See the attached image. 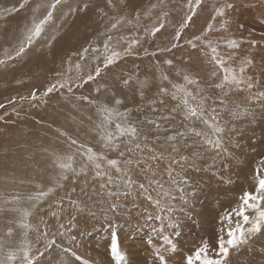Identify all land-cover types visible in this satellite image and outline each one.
<instances>
[{
  "label": "rangeland",
  "instance_id": "rangeland-1",
  "mask_svg": "<svg viewBox=\"0 0 264 264\" xmlns=\"http://www.w3.org/2000/svg\"><path fill=\"white\" fill-rule=\"evenodd\" d=\"M35 1L28 0L25 8L8 12L5 10L19 9L24 0H0V28ZM125 3L126 0H123V3L122 0H112L111 5L108 0H68L67 3L59 5L42 36L22 57L8 61L6 66L0 65L2 73H10L22 66L26 59H31L37 51L48 48L50 50L54 42L65 35L64 32L74 21L76 11L81 13L95 4L94 7L97 5L102 13L100 17H103V13H122L127 9ZM187 3L188 0H163L162 3L160 0H154L149 8H138L133 13L125 14L126 24H122L119 31L113 30V34L109 33L113 37L116 36L113 39L114 45L118 37L144 36L145 29L150 32L154 25H158L161 13H168L164 18L165 28L154 37L144 36L142 46L137 45L133 55L112 66L102 79L97 78L98 83L89 82L82 88L73 86L71 93L64 89L39 101L20 99L29 97L33 90H36L38 95L43 93L50 83L59 78L56 73L62 71L57 70L52 76L46 74L40 81L32 80V83L18 84L17 94L0 103L5 105L0 109V116L4 117L0 119V130L5 135L2 139L0 137V236L8 227L15 228L14 236L8 243L16 246L23 239L24 230L19 228L17 223L22 212L11 209L19 208L30 212L28 221L33 227L28 231V239L34 245L36 264H161L160 256L165 257L167 264H186V257L192 254L203 240L210 237L214 240L218 229L222 226L226 228V225L220 223V219L225 213L238 207L242 194L254 190L255 170L258 162L264 158V103L250 100L247 91L229 92L225 98L227 110L221 113L222 120L226 122L225 146L230 155H220L213 161V157L217 156L214 151L209 152L199 146L182 149V154L190 157L194 152L202 154L194 160L200 170L191 167L187 169L185 175L188 183L183 185L184 193H173L177 198L171 202L172 211L161 212L141 196L138 190L128 196L110 197L108 189L101 188L102 181L94 178L91 166L86 173L74 176L68 172L67 179H60V169L54 163L56 157L71 153L67 137L92 147L95 152H104L109 159L119 158L118 151H109L103 147L98 135L96 126L101 120L98 104L115 106L114 101L119 98L123 103L116 107L120 111L125 108L132 109L133 119L151 115L147 100L156 98L161 86L171 89L167 81L161 82V71L168 75L169 80L178 84L184 83L185 74L195 76L205 89L202 95L210 97L206 104H214V99L221 95V90L217 89L215 84L221 82L223 73L217 71L216 76L211 75L216 69L210 63V49L202 46L193 49L184 45L171 52L158 51L160 48L171 47L175 42V31L188 11ZM225 3H231L233 8L226 11L225 17H217L212 21L216 9ZM153 4L158 6L153 9ZM84 5H87V8ZM70 8H75L76 11H70ZM46 12L47 8L36 20L43 18ZM137 12L140 14L138 22ZM129 20L132 21L131 24L127 23ZM223 20L227 21L226 28H220ZM113 22V17L104 22V33H107ZM209 22L213 23L214 28L207 33L206 39L220 43L218 52L222 56L234 55L232 63L235 67H238L241 60H252V65L245 74L252 76L254 83L259 81L252 89L253 92L264 91V0H202L193 22L182 33L181 43L194 35H200ZM232 39L240 42L239 48L230 49L224 43ZM251 41H255V45H252ZM103 42L104 39L97 41L94 36L83 41L79 48L81 50L72 52L68 62L66 57L64 58V64L68 69L71 68V71L67 72V69L64 70L66 73H62L75 81V65L79 57L73 56V53H79L89 46L102 49ZM125 47L127 44L120 41L118 49L122 51ZM144 48L149 52H157V55L145 56ZM93 55L97 54L89 51L85 61H81V75L94 70L96 63H103L102 55L97 62L92 61ZM6 56L7 54L0 59H6ZM167 59L173 61L172 66L164 63ZM156 61L160 62L159 70ZM128 76L133 79L125 86L123 79ZM140 81L146 82L143 88ZM99 85L104 87L97 93L95 89ZM193 90L195 91L194 88ZM141 91L144 93L143 97L140 95ZM82 96H89L98 104H89L78 99ZM164 99L166 110H170L177 103L170 96ZM141 106L143 110L136 111ZM215 106L220 107L218 100H215ZM244 109L248 110L245 115L233 117L234 111ZM176 119L183 126L184 121L179 113L176 114ZM11 126L14 130H11ZM191 126L204 128L198 121ZM111 127L114 128V125ZM61 132L67 135L62 136ZM192 142V139L188 140L189 144ZM40 157H43L44 161ZM34 163H39V167ZM85 163L86 158L79 154L74 156L73 167L77 170ZM163 167L162 164L161 169ZM25 170L29 173H25ZM42 171L48 174L47 177L42 175ZM34 173L35 177L31 176ZM112 174L116 175L114 170ZM135 178L146 183L142 175L137 174ZM49 188L53 191L42 200L43 202L40 201L33 207L34 202L29 200V197ZM111 191H116V188L112 187ZM123 191L125 190L121 189V192ZM151 194L157 197L156 191ZM17 195L22 199L19 203H13L12 198ZM181 195L183 200L180 199ZM58 201H62L59 207ZM113 203L118 205L114 210L111 207ZM53 211L59 212V218L52 215ZM157 215L162 218L156 219ZM44 232H47L46 236L41 235ZM114 237L119 243V259L112 253ZM52 241L55 243L51 247L45 246ZM262 249L264 236L251 241L250 250L247 247L239 252L233 250L230 256L231 264H264Z\"/></svg>",
  "mask_w": 264,
  "mask_h": 264
},
{
  "label": "snow or ice",
  "instance_id": "snow-or-ice-1",
  "mask_svg": "<svg viewBox=\"0 0 264 264\" xmlns=\"http://www.w3.org/2000/svg\"><path fill=\"white\" fill-rule=\"evenodd\" d=\"M28 0H24L19 5V9H7L5 11H19L26 7ZM68 0H50L41 6L47 8L46 15L43 18L33 22L30 27H27L24 32V38L21 40L19 46L16 48L14 54H8L6 59H0V65H7L8 61L22 57L27 49H29L45 32L46 25L52 22L54 12L61 4L67 3ZM162 3L163 0H160ZM202 0H188L186 5L188 11L183 21L175 31L174 41L171 47L160 48L159 52H171L173 49L182 48L188 45L193 49L198 46L207 47L211 52L210 63L215 66L211 75L216 76L217 71L222 72L223 76L221 82L215 84L217 89L221 90V95L214 99V104H206L210 99L207 95H202L205 89L201 86L198 79L191 74L183 76L184 83L178 84L169 80L168 75L161 71V82L167 81L171 85V89L161 86L156 98L147 100V105L150 109L151 115H145L141 119H133L131 117L132 109L125 108L120 111L118 107L122 105L123 101L116 98L115 106H107L98 104L89 96L78 97L89 104H98V111L101 115L100 123L97 124V132L100 140L103 142V147L109 151H118L119 158L109 159L104 152H95L92 147L80 143L77 139L67 137L68 146L72 150L70 154L64 157H56L54 163L60 169V179H67L66 173L71 172L74 176L81 173H86L88 167L91 166L94 171V178L102 181L101 188L108 189L110 197H120L121 195L128 196L133 194L134 190H138L139 194L147 201L153 203L161 212L167 210L172 211L171 202L177 197L173 195L176 193H184L183 185L188 183V178L185 173L189 167L197 168L194 160L201 156L199 152H194L189 155L182 154V149L192 147H203L206 151L216 152L217 156L213 157V161L220 155H230L228 148L225 146V132L226 122L222 120L221 113L227 110L226 97L229 92L247 91L249 99L260 101L264 103V91L253 92L252 89L259 83H255L252 76L246 75L247 69L252 65V60L245 59L239 62L238 67L233 66L232 61L234 55L227 57L222 56L218 52L220 43H213L210 39H206L207 33L212 31L214 25L209 22L208 26L200 35H194L191 39L184 40L181 43L182 33L193 22V17L197 14V8L200 7ZM111 5L112 0H108ZM123 3V0H122ZM125 7L127 5H124ZM158 5L153 4L152 8ZM87 8V5H84ZM231 3H225L216 9L212 21L217 17H225L226 11L232 9ZM70 11H76L75 8H70ZM168 13H161L158 17V25H154L150 32L148 29L144 30V36L154 37L161 29L165 28V17ZM140 14L136 13V20L139 21ZM125 23L123 17H116L115 22L111 23L107 30V38L103 42V48L100 47H85L79 53H73V56H78L79 59L75 65L77 75L75 81L67 77L62 72H57L54 82L50 83L48 87L40 95L36 90L31 92L29 97H21V100L39 101L43 97L49 96L54 92H59L66 89L69 93L73 91V86L83 87L89 82H97L98 79L103 78V75L127 56L134 54V49L137 45L142 46L144 36L118 37L116 45L113 44V36L110 35L113 30H119L120 26ZM131 24L132 21H127ZM227 21L223 20L220 28H226ZM123 41L127 44L122 51L118 49V44ZM224 43L230 49L240 47V42L232 39L226 40ZM255 41H251L255 45ZM91 51L93 54L92 61L97 62L103 57V63H96L94 70H89L86 75H81V61H84ZM145 56L155 57L157 52H149L144 48ZM71 59V58H70ZM165 64L172 66L173 61L167 59ZM159 61H156L157 69L159 70ZM71 71V68L68 69ZM133 79L128 76L123 79V84L128 86L129 80ZM141 88L146 84L144 81L139 82ZM191 86V87H190ZM99 85L95 91L99 93L103 88ZM195 89V91L193 90ZM141 97L144 93L141 91ZM170 96L172 100L176 101V105L170 110H166V102L164 97ZM15 99V98H13ZM215 100L219 101L220 107L215 106ZM12 101H10L11 103ZM4 104H0V109L4 108ZM239 107V106H237ZM143 106L137 108L136 111H142ZM244 111H234L232 113L234 118L243 116L247 113ZM179 113L183 118V126L177 122L176 114ZM4 117L0 116V119ZM199 122L204 126L199 129L191 126L195 122ZM114 125V128L111 126ZM62 136L66 133L61 132ZM192 139V144L188 140ZM79 154L86 158V163L78 170L73 167L74 156ZM164 165L161 169V165ZM115 171L116 175L112 172ZM142 175L146 183L139 182L135 177ZM166 177L167 179H164ZM256 183L253 191H245L239 198V205L233 208L230 212L225 213L220 223L226 225L218 229V234L213 240L211 237L202 241V243L194 250V252L186 257V264H231L230 256L233 250L239 252L242 248H249L250 242L254 239L264 236V158L258 162L255 170ZM115 187L116 191H111ZM121 189L125 191L121 192ZM53 189L49 188L47 191H39L29 197L33 201V207L36 203L44 200ZM152 191H156L157 197H153ZM167 198V199H163ZM22 198L17 195L12 198L13 203H19ZM180 199H184L183 195ZM62 201L57 202V207ZM112 209H116L118 205L113 203ZM15 212H22L20 220L17 222L19 228L23 229V239L13 246L8 243L14 236L13 227H8L7 230L0 236V264H36V258L33 255L34 245L28 239V231L32 229V225L28 221L30 212L19 208L11 209ZM249 213H252L251 215ZM53 216L59 218V212L53 211ZM151 218V217H150ZM156 219L162 217L157 215ZM235 218V219H234ZM11 223V222H10ZM41 235L46 236L47 232ZM55 243L46 244V247H51ZM169 243L171 240L169 239ZM112 253L117 259L121 258L118 240L114 237L112 243ZM174 247V245H173ZM38 251V250H37ZM70 251V250H68ZM264 251V249H262ZM161 264H167L165 257L160 256Z\"/></svg>",
  "mask_w": 264,
  "mask_h": 264
},
{
  "label": "bare ground",
  "instance_id": "bare-ground-1",
  "mask_svg": "<svg viewBox=\"0 0 264 264\" xmlns=\"http://www.w3.org/2000/svg\"><path fill=\"white\" fill-rule=\"evenodd\" d=\"M153 1L154 0H126L125 5H127L126 6L127 9L123 11L124 13L118 12L117 14L114 13L110 15L103 13V17H100L101 12L98 9L97 5L94 7L95 4L91 5L90 9H88L89 8L88 7L81 13L76 11L73 17L74 21L68 26V28L64 32L65 35L61 39H58V41L54 42V45L51 47L50 50H48L49 49L48 48L43 51L42 50L37 51V53L34 52L35 54L33 53L34 55L31 57V59L30 58L26 59V61L23 63L22 66L15 68L10 73L4 74L2 73L3 71L0 69V103L3 100H7V98H12L13 96L17 94L18 84L21 85L26 82L32 83V80L40 81L41 79L45 77L46 74H50L52 76L53 72H56L57 70L65 72L68 69V67L64 64V58L66 57V62H68V59L72 52L81 50L79 48L81 47V43L83 41L90 39L93 36L97 39V41L101 39L105 40L107 38L106 35H103L105 21L108 22L109 18H112V17L113 18L123 17L126 22L127 20L126 15L128 14V12L133 13L138 8L140 9L149 8L151 7L150 3H152ZM45 3H47V0H36L30 7H27V9L24 12H20L16 17H14L13 20H10L9 22L5 24V26H2L0 28V58L3 57V55H6V54L8 55V54H12L15 52L16 48L19 46L21 42L20 40H22V36L26 28L31 26L33 19H36L37 17L41 16V12H43L44 9L46 8V7L41 6ZM118 11H120V9ZM110 34H113V33H110ZM11 127H12L11 130H14L13 126ZM2 128H4V126ZM5 131L7 132V129ZM1 132L2 131L0 130V137L2 139V137L5 135L4 133H1ZM19 160H22V159H19ZM19 160L17 159V161ZM43 161H44V158H43ZM38 164H35V165L39 167ZM33 170L37 171V169L35 170V168H33ZM27 172L29 173V171H26L25 173ZM26 175L29 176V174H26ZM35 175L36 173H34V175H31V176L35 177ZM38 175H40V173H38ZM42 175L47 177L48 174L46 175V173H43Z\"/></svg>",
  "mask_w": 264,
  "mask_h": 264
}]
</instances>
